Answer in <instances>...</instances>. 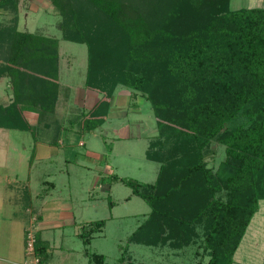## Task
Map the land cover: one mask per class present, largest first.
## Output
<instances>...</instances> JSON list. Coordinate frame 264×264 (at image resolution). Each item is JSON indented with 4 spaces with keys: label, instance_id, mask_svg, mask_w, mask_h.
Masks as SVG:
<instances>
[{
    "label": "trees",
    "instance_id": "16d2710c",
    "mask_svg": "<svg viewBox=\"0 0 264 264\" xmlns=\"http://www.w3.org/2000/svg\"><path fill=\"white\" fill-rule=\"evenodd\" d=\"M20 0H0L15 15L0 26V75L13 74V98L0 105V127L31 130L24 108L38 119L55 111L59 40L19 30ZM64 40L84 43V87L100 94L84 111L92 131L108 114L118 86L130 100L150 102L157 134L146 158L158 163L155 181L113 175L150 206L128 243L187 246L200 228L206 262L232 264L247 225L264 199V7L231 8L229 0H49ZM23 85L24 88L20 86ZM223 145L216 167L207 159ZM104 219L81 226L85 245ZM46 245L36 237L42 263ZM88 264H106L90 253ZM118 264H139L125 261ZM264 264V263H262Z\"/></svg>",
    "mask_w": 264,
    "mask_h": 264
},
{
    "label": "rangeland",
    "instance_id": "374dc122",
    "mask_svg": "<svg viewBox=\"0 0 264 264\" xmlns=\"http://www.w3.org/2000/svg\"><path fill=\"white\" fill-rule=\"evenodd\" d=\"M229 6L234 9L264 7V0H229ZM14 15L10 9H0V26L12 25ZM59 20L60 16L49 0H20L18 3L16 26L19 30L58 38L59 54L62 59L60 62L62 82H69L72 93L78 88L79 97L76 101L71 99L63 103L61 109L58 104L54 112L47 113L37 122L34 121L31 130L0 128V156L4 154L7 157L4 166L0 163V179L9 174L12 182L19 180L21 184L17 185L23 186L30 169L28 157L34 139L52 141L59 149L61 148L62 153L50 160L38 161L32 165L29 170V184L34 197L35 193L48 188L52 198H59L72 204L76 217H83L84 222L81 226L87 228L91 221L98 219H104L105 225L101 231L92 233L88 245H85L76 234L81 227L79 229L72 226L44 227L41 230L42 236L40 233L37 235L36 231L37 238L41 236L48 241L49 247L47 246L43 264H88L89 254L93 252L103 254L106 264H118L122 255L125 261L131 260L139 264L206 262L208 256L207 251L203 249V233L200 228L190 243L181 248L127 242L130 233L149 213L150 206L144 199L134 195L129 186L113 179V175L146 183L155 181L159 165L147 159L145 151L149 138L157 134L156 118L150 102L139 97L130 100V103L121 108L123 112L121 115H111L98 128L92 131L82 128V114L85 110L80 99L84 90L87 48L84 43L62 39L58 28ZM5 84L6 79H0L1 97L5 95ZM118 88L126 89L123 86ZM45 123L49 127H44ZM126 127L128 128L125 134L128 137H125V134L121 135ZM79 141L86 142V146L80 145ZM11 146L18 150L12 153ZM212 147L215 154L208 157L207 164L216 167L224 157V147L215 143ZM84 154L89 158L84 157ZM101 155L105 159L101 158ZM16 173L19 175L17 181ZM43 180L53 181L54 186L42 184ZM8 203L0 201V244L7 242L11 233L14 240V234L21 230V224L27 223L28 216L25 215V221L22 219L23 222L18 226L17 218L15 219L11 212L25 211L20 205ZM250 221L234 252L232 264H260L256 262H260V250L264 254V199L259 201L258 209ZM17 241L14 240L15 243ZM21 241L22 247H25V233L24 236L22 234ZM24 247L25 260L27 256ZM1 248L3 249L2 246Z\"/></svg>",
    "mask_w": 264,
    "mask_h": 264
},
{
    "label": "crops",
    "instance_id": "0c3cea01",
    "mask_svg": "<svg viewBox=\"0 0 264 264\" xmlns=\"http://www.w3.org/2000/svg\"><path fill=\"white\" fill-rule=\"evenodd\" d=\"M62 59H59V66H58V92H57V100L55 105V110L58 107V104L60 106V109L63 107V103L68 102L71 99H76L79 97V92L77 89H74L72 93V87L70 86L69 82H62L61 78V62ZM0 59V64H1ZM1 69V67H0ZM60 71V74H59ZM13 74L15 75L16 72H10L7 70L4 74L0 75V79L5 78L6 84L4 86L5 95L3 97L0 96V105H8L13 98V86H12V78ZM60 75V76H59ZM21 88H24L23 85L20 86ZM72 93V94H71ZM100 96L99 93H97L94 90H90L88 88L84 87V90L81 93V102H83V109H88ZM136 98H139L136 97ZM128 103H130V95L129 91L127 89H116L111 100H110V108L108 110L107 118H109L111 115L119 116L123 112L120 110L121 108L125 107ZM137 108V107H136ZM36 109L32 107L24 108L22 110L23 116L26 119V121L33 126L34 121L37 122L38 114L35 111ZM106 118V120H107ZM105 120V121H106ZM42 122V121H41ZM44 127H49V125H46V123L43 125ZM62 127V123H60V128ZM3 128V127H0ZM128 127L124 128L122 130V136L126 133V129ZM6 129V128H3ZM19 130V129H18ZM128 131V130H127ZM127 134H125V137ZM139 135V134H138ZM54 142H47V141H41L38 138L34 139L33 146L30 150V155L28 157V164L29 168H32V165L35 162L38 161H47L52 159L54 156H58V154L62 153L61 148L59 149L57 145H54ZM79 144L83 147L86 146V142L79 141ZM10 149L12 150V153L16 152L18 149L15 146H11ZM64 149V148H62ZM88 150V149H86ZM87 152V151H86ZM11 153V155H12ZM22 154V153H21ZM87 156L84 154V157ZM2 165L4 166L5 160H7V157L3 154V156H0ZM6 158V159H5ZM12 158V157H11ZM89 158V156H87ZM101 158L105 159L103 155H101ZM10 157H8V160ZM94 161V159H93ZM108 165V164H107ZM6 166V165H5ZM29 169V170H30ZM28 170L26 182L22 185H17L18 183L21 184V181L18 180V182H15L10 179V175L6 174L5 178L0 179V201L4 200L6 202H9L8 204L12 205H20L21 209L25 212L22 213V211H12L13 217L16 219L18 226L23 222L22 219L25 221V215H27V223L21 224L18 233L14 234V240H18L17 243L13 240V233L7 238L9 239L5 243H1L0 246L3 247V249H0V264H24V256H23V247H22V234L24 236V233L26 232V229L32 226L34 227L35 232L41 234V230L44 227H51V226H72L73 228H80L83 221V217L79 216L76 217L75 212L73 210V206L68 201H63L59 198H52V196L49 194L48 188L42 189L43 191L40 193H34L31 190L29 181H30V171ZM15 180L17 181V178L19 177L18 173L15 174ZM42 184L46 185L49 184L50 186H54L53 181L49 180H43ZM16 192V194H14ZM35 198V201H34ZM18 199V201H17ZM6 217L9 218L8 215ZM251 222V221H250ZM30 224V225H29ZM79 232V231H78ZM78 232L76 234H78ZM36 235V236H37ZM39 237V244L41 246H48V241L44 240L45 238ZM6 240V239H5ZM43 240V242L41 241ZM49 247V246H48ZM47 249V247H46ZM262 251L260 250L259 258L260 262L256 263H264V254H262ZM258 255V254H257ZM262 259V260H261Z\"/></svg>",
    "mask_w": 264,
    "mask_h": 264
},
{
    "label": "built area",
    "instance_id": "2783aa9c",
    "mask_svg": "<svg viewBox=\"0 0 264 264\" xmlns=\"http://www.w3.org/2000/svg\"><path fill=\"white\" fill-rule=\"evenodd\" d=\"M26 243L24 247V252L26 254V258L24 260V264H43L40 257L35 252V242H36V234L33 227H28L26 229Z\"/></svg>",
    "mask_w": 264,
    "mask_h": 264
}]
</instances>
